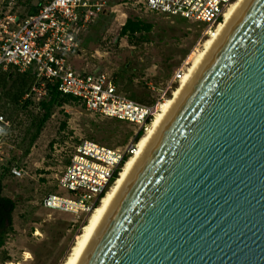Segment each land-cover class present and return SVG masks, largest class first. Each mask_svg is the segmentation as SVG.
<instances>
[{
  "label": "water",
  "instance_id": "1",
  "mask_svg": "<svg viewBox=\"0 0 264 264\" xmlns=\"http://www.w3.org/2000/svg\"><path fill=\"white\" fill-rule=\"evenodd\" d=\"M73 264H264V0H244Z\"/></svg>",
  "mask_w": 264,
  "mask_h": 264
},
{
  "label": "rangeland",
  "instance_id": "2",
  "mask_svg": "<svg viewBox=\"0 0 264 264\" xmlns=\"http://www.w3.org/2000/svg\"><path fill=\"white\" fill-rule=\"evenodd\" d=\"M3 2L0 0V12L5 10ZM114 3L119 5L115 8L118 12L100 16L80 38L79 54L67 59L79 72H104L113 77L122 95H134L146 105L155 103L158 90L170 84L181 69L187 72L193 56L204 49V41L210 35L204 36V29L195 22L149 10L147 0ZM131 17L154 25L148 42L138 44L120 36L123 24ZM179 85L180 81L175 82V89ZM172 96L170 93L168 98ZM0 97V113L20 118L23 123L17 131V143L0 153L3 195L17 203L13 231L0 248V264H63L93 211L76 214L47 209L42 206L44 197L50 193L69 196L58 186V179L81 140L122 150L129 145L137 126L92 114L79 104L65 106L55 110L30 153L25 155L30 142L26 133L29 119L20 108L4 106L5 97ZM11 162L12 166L23 168V177L5 173L2 167L7 163L12 167ZM100 202L94 203L95 208Z\"/></svg>",
  "mask_w": 264,
  "mask_h": 264
},
{
  "label": "built area",
  "instance_id": "3",
  "mask_svg": "<svg viewBox=\"0 0 264 264\" xmlns=\"http://www.w3.org/2000/svg\"><path fill=\"white\" fill-rule=\"evenodd\" d=\"M33 1L40 8L37 14L21 18L13 12L18 2ZM237 0H147V8L168 18L195 22L204 29V36L215 31ZM115 0H4L6 11L0 12V72L12 68L19 73L35 71L38 82L26 96L38 101L48 95V84H58L64 95L75 97L92 114L126 121L137 131L124 149L103 146L83 139L71 154L70 163L58 179V186L69 196L48 194L42 201L47 209L67 213H91L96 201H101L126 164L134 156L139 133L145 135L156 114L174 92V83L182 81L185 72L179 71L174 80L158 90L155 103L146 105L118 92L115 79L106 73L79 72L67 56L78 55L80 38L98 18L117 13ZM124 25V24H123ZM169 99V98H168ZM11 121L0 113V153L12 147ZM15 178L24 175L23 168L11 167Z\"/></svg>",
  "mask_w": 264,
  "mask_h": 264
},
{
  "label": "trees",
  "instance_id": "4",
  "mask_svg": "<svg viewBox=\"0 0 264 264\" xmlns=\"http://www.w3.org/2000/svg\"><path fill=\"white\" fill-rule=\"evenodd\" d=\"M4 8L5 10L3 11L5 12L6 6ZM39 8L40 6L35 4L33 1L26 3L18 2V4L13 7V12L19 14L21 18H25L27 16H33L37 14ZM153 29L154 25L152 23L139 18L131 17L128 18L126 23L122 26L120 36L122 38H127L129 42L143 44L149 41ZM14 76L15 79L13 80ZM36 82H38L37 75L33 69H30L25 73L17 74H14L12 68L8 69L7 71L0 72V94H3L5 97L4 106L15 109L20 108L21 113H26L29 119V127L26 129V133L27 135H30V142L28 148L25 150V155L30 153L31 147H33L37 139L40 137L46 124L52 118L56 109L64 108L65 106H72L74 104L81 105V103L75 97L61 93L57 83L47 85L48 95L45 99L38 101L35 96H29L27 99H25L24 97L30 90L31 86ZM118 92L120 93V91ZM128 98L144 104L143 101L136 99L134 95H131ZM22 114H20V116H22ZM7 118L12 123L11 139L13 146V143L15 145L20 139V135L17 133V131L23 123L20 118L12 119L10 116H7ZM65 126L66 123H63V127ZM142 136L143 134L139 133L136 141H138ZM70 158L71 157H69L67 160V165L70 163ZM9 164L12 166L13 162ZM2 168L6 174H11V167H8V163L7 166H3ZM16 208V201L3 195V186L2 182L0 181V248L5 246L8 234L13 231V215Z\"/></svg>",
  "mask_w": 264,
  "mask_h": 264
},
{
  "label": "bare ground",
  "instance_id": "5",
  "mask_svg": "<svg viewBox=\"0 0 264 264\" xmlns=\"http://www.w3.org/2000/svg\"><path fill=\"white\" fill-rule=\"evenodd\" d=\"M243 1L244 0H237L235 2V4L226 13V15L224 17V21L218 26V28L215 31H212L210 36L204 41V49L201 52H199L198 54H195L193 56V59L191 61V66L189 67V69L187 70L185 75L183 76V79L180 82L179 87L174 90L172 98L167 99L166 102L161 106V110H159L158 113L156 114V117L153 121L151 128L149 129V131L145 135H143L141 137L134 156H132L126 162V164L124 165V167L120 173V176L116 180L115 184L111 187V189H109V191L106 193V195L102 198L99 206L96 207L93 210V212L89 215L88 222L84 225L82 232L80 233V235L75 240V242H74L73 246L71 247V250H70L68 256L66 257L65 261L63 262V264H73L74 263L78 254L80 253L82 247L84 246L86 240L88 239V237H89L98 217L100 216L103 208L105 207L108 200L112 196L113 192L115 191L116 187L118 186L121 179L125 175L129 166L131 165V163L133 162V160L135 159V157L137 156V154L139 153V151L141 150V148L143 147V145L145 144V142L147 141L149 136L152 134V132L154 131V129L156 128V126L158 125L160 120L163 118V116L165 115V113L167 112L169 107L172 105V103L174 102V100L176 99V97L178 96L180 91L183 89V87L185 86V84L187 83V81L189 80L191 75L194 73V71L196 70V68L198 67V65L202 61V59L205 57V55L207 54V52L209 51V49L211 48L213 43L216 41V39L218 38L220 33L223 31V29L228 24L230 19L233 17L235 12L238 10L240 5L243 3Z\"/></svg>",
  "mask_w": 264,
  "mask_h": 264
}]
</instances>
